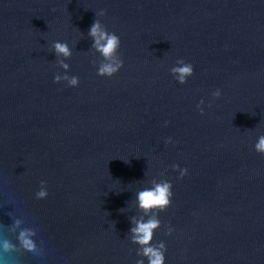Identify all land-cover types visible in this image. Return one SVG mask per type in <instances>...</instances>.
Segmentation results:
<instances>
[{"label": "water", "instance_id": "water-1", "mask_svg": "<svg viewBox=\"0 0 264 264\" xmlns=\"http://www.w3.org/2000/svg\"><path fill=\"white\" fill-rule=\"evenodd\" d=\"M101 10L121 41L111 77L88 35ZM178 59L194 68L184 84ZM259 135L264 0H0V264H148L131 240L136 193L163 180L164 264H264Z\"/></svg>", "mask_w": 264, "mask_h": 264}, {"label": "clouds", "instance_id": "clouds-1", "mask_svg": "<svg viewBox=\"0 0 264 264\" xmlns=\"http://www.w3.org/2000/svg\"><path fill=\"white\" fill-rule=\"evenodd\" d=\"M106 13L101 10L95 13V19L90 26L88 35L93 40L92 47L98 52L103 58V63L100 64L97 74L99 76L111 77L116 74L123 66V61L118 55V49L120 48V37L115 33L107 31L105 26L101 23L97 17H102ZM52 49L55 51L60 66L67 70L69 64L63 60H59V57L69 58L72 55L71 49L67 42H54ZM176 65L171 68V73L174 78L180 83L184 84L187 78L192 76L194 68L191 63H186L183 59H178ZM67 81L71 87H76L79 84V78L76 76H68L57 74L54 76V82L59 83L61 81ZM214 97L221 95L220 91L217 90L212 94ZM203 114V109H200ZM255 150L258 153H264V135H259L258 141L255 144ZM174 170H179L180 178H183L188 170L186 168L180 169L179 165L172 166ZM41 189L36 193L37 199L47 197L48 192L45 187V182L41 181ZM173 191L172 184L169 181L163 180L161 182L152 181L151 187H146L136 193V200L138 209L142 212L140 219L132 218V222L135 227L131 228V240L132 243L139 246L137 252L138 256L147 258L148 264H164L166 245L164 242L153 244L154 231L160 227L161 221L158 218V213L166 210L172 203ZM144 217H147L145 220ZM19 222H17L18 224ZM172 229H168V233L171 234ZM34 235L29 230L21 231L19 234V241L23 248L28 251H35L36 245L30 238ZM13 245L7 240L3 242L4 251H9ZM136 264H144V259H139Z\"/></svg>", "mask_w": 264, "mask_h": 264}]
</instances>
